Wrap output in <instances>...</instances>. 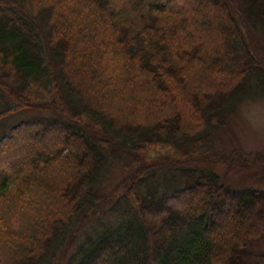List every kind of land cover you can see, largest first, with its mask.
Masks as SVG:
<instances>
[{"label":"trees","instance_id":"obj_1","mask_svg":"<svg viewBox=\"0 0 264 264\" xmlns=\"http://www.w3.org/2000/svg\"><path fill=\"white\" fill-rule=\"evenodd\" d=\"M0 91L53 113L0 136V264H264V190L190 166L243 163L213 136L264 96V0H0Z\"/></svg>","mask_w":264,"mask_h":264},{"label":"rangeland","instance_id":"obj_2","mask_svg":"<svg viewBox=\"0 0 264 264\" xmlns=\"http://www.w3.org/2000/svg\"><path fill=\"white\" fill-rule=\"evenodd\" d=\"M254 81V80H253ZM2 92V91H0ZM11 106L15 105V101L2 92ZM1 94V93H0ZM50 98V92L47 95ZM51 112H39L32 109L18 111L6 118L0 120V136H4L10 132L12 127L22 121L29 120L34 117H52ZM215 150L222 153L237 151L243 154L242 162L236 161L238 164L229 166L223 162L217 164H207L200 162H192V167H210L218 173L228 184L235 187H250L264 190V96L245 98L239 105L236 113L231 116L228 123L213 136ZM199 151L193 154L197 155ZM257 155V156H256ZM177 156L172 149L161 148L155 151H149L146 154V160L151 163H158L163 166L170 165ZM250 157V159H248ZM262 159L259 164H248V161L254 159ZM248 160V161H247ZM7 168H12L13 164L7 162ZM35 164V160H32ZM0 163V172H1ZM162 167V166H161ZM126 171L118 164L109 166L106 179L101 188L102 194H108L109 191L125 177ZM5 175L1 172L0 178ZM250 260L257 261L259 256L264 252V240L251 245ZM264 256V253L262 254Z\"/></svg>","mask_w":264,"mask_h":264}]
</instances>
